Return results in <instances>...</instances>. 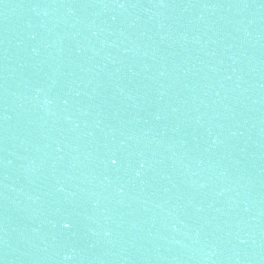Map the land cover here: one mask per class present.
I'll list each match as a JSON object with an SVG mask.
<instances>
[{"label":"water","instance_id":"1","mask_svg":"<svg viewBox=\"0 0 264 264\" xmlns=\"http://www.w3.org/2000/svg\"><path fill=\"white\" fill-rule=\"evenodd\" d=\"M0 264H264V0H0Z\"/></svg>","mask_w":264,"mask_h":264},{"label":"snow or ice","instance_id":"2","mask_svg":"<svg viewBox=\"0 0 264 264\" xmlns=\"http://www.w3.org/2000/svg\"><path fill=\"white\" fill-rule=\"evenodd\" d=\"M113 163H115V161H113Z\"/></svg>","mask_w":264,"mask_h":264}]
</instances>
